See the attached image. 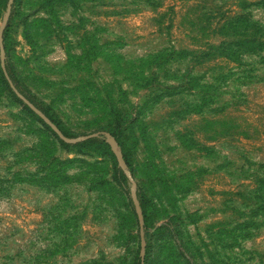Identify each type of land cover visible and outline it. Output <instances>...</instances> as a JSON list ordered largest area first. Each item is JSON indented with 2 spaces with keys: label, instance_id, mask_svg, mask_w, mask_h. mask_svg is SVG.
<instances>
[{
  "label": "rangeland",
  "instance_id": "obj_1",
  "mask_svg": "<svg viewBox=\"0 0 264 264\" xmlns=\"http://www.w3.org/2000/svg\"><path fill=\"white\" fill-rule=\"evenodd\" d=\"M12 1L0 264H137L141 239L140 264H264L263 53L213 54L238 37L229 18L264 23L258 0H14L9 15ZM4 59L73 142L14 95Z\"/></svg>",
  "mask_w": 264,
  "mask_h": 264
},
{
  "label": "trees",
  "instance_id": "obj_2",
  "mask_svg": "<svg viewBox=\"0 0 264 264\" xmlns=\"http://www.w3.org/2000/svg\"><path fill=\"white\" fill-rule=\"evenodd\" d=\"M15 1L13 0L10 2V12L9 15L13 11ZM256 5H261L264 7V0H258L255 3ZM222 34H235L238 37L221 41L220 44L214 49L213 54L218 55L224 58H227L231 61H241L242 56L245 54H260V60L264 63V23L260 22L259 20H254L251 18L250 15L244 14H236L233 17L229 18L222 26H221ZM3 67L5 74L9 77L13 87H10L14 95L17 96L21 101L25 99L37 109L42 111L47 117L44 108L38 103L36 98L32 93L24 89L21 84L16 80L14 77L11 67L6 59L3 61ZM225 77H223V73H219L216 77L217 80L222 81ZM6 79V78H5ZM7 81V80H6ZM8 83V82H7ZM22 98V99H21ZM37 115V114H36ZM38 120L43 123L46 127L49 126L37 115ZM66 137L63 131H61ZM62 143H65L60 138ZM96 138L90 137L85 140V142H92L95 141ZM66 144V143H65ZM110 147V146H109ZM49 154V153H48ZM15 177L19 176L18 173H14ZM33 176V175H31ZM14 177V180H16ZM24 177H20V180H23ZM127 176L124 172L119 169L117 170V183L121 185L125 189H127ZM29 182V181H28ZM146 251V249H145ZM141 258L140 254L138 255L137 264H140Z\"/></svg>",
  "mask_w": 264,
  "mask_h": 264
},
{
  "label": "water",
  "instance_id": "obj_3",
  "mask_svg": "<svg viewBox=\"0 0 264 264\" xmlns=\"http://www.w3.org/2000/svg\"><path fill=\"white\" fill-rule=\"evenodd\" d=\"M12 1V0H10ZM7 22V17L4 19L3 24L0 27V43H1V35H2V31L5 27V24ZM6 77L9 79V77L6 75ZM10 81V80H9ZM11 82V81H10ZM33 111L65 142H73L74 139L72 138H68L66 137L61 130L39 109H37L35 106H33L30 103ZM94 134H88L85 136V138H90L93 137ZM107 143L109 144L111 151L113 152L116 161L122 165V167L126 166V163L124 161L122 152H121V148L118 144V142L113 138V137H109L107 139ZM138 219H139V226H140V230H142L143 227V219H142V215L141 213L138 211ZM144 254H145V242L143 239H141V243H140V258H141V262L144 258Z\"/></svg>",
  "mask_w": 264,
  "mask_h": 264
}]
</instances>
